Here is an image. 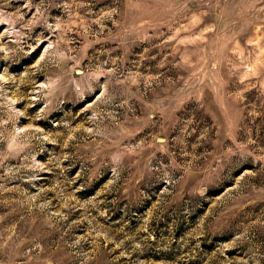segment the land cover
<instances>
[{
	"label": "rangeland",
	"instance_id": "1",
	"mask_svg": "<svg viewBox=\"0 0 264 264\" xmlns=\"http://www.w3.org/2000/svg\"><path fill=\"white\" fill-rule=\"evenodd\" d=\"M0 264H264V0H0Z\"/></svg>",
	"mask_w": 264,
	"mask_h": 264
}]
</instances>
